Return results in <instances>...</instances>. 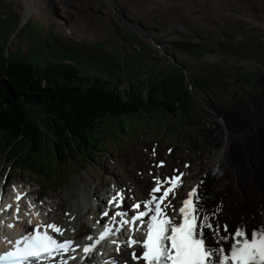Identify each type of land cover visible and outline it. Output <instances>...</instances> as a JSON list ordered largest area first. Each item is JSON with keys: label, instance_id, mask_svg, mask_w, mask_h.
Returning a JSON list of instances; mask_svg holds the SVG:
<instances>
[{"label": "rangeland", "instance_id": "obj_1", "mask_svg": "<svg viewBox=\"0 0 264 264\" xmlns=\"http://www.w3.org/2000/svg\"><path fill=\"white\" fill-rule=\"evenodd\" d=\"M115 1L121 2L124 9L119 10L110 0L64 1V4L73 5L70 7L73 10L69 7L64 9L66 16H71L72 12L75 13L74 18L78 14L83 15L76 19L77 22L82 20L89 24L85 28L87 35L80 37L70 30L65 33L59 23L54 22L53 17L62 21L65 19L57 12V4L52 5L50 0H23L24 4L21 0H0V49L5 48L6 52L35 66L56 61L72 65L83 76L114 77V80L120 76L122 79L118 86L122 97L129 85L144 83L154 69L169 68L173 63L166 54H172L179 64L173 65L185 68L186 89L192 86L190 73L205 78V85L193 92L194 109L183 123L178 115L162 112H156L158 119L155 121L142 112L107 118L95 128L97 150L90 154L92 157L82 159L80 155L72 154L69 165H57L51 172L55 174L53 183L38 180L28 172L14 170V163L9 166L5 163L3 169H6L7 175L4 184L7 181H29L32 193L39 192V196L46 198L52 193L63 199L67 191L71 197L81 192L87 202L95 204L99 202L92 200L91 194L98 198L109 181L114 180L111 174L126 164L128 157L138 155L140 163L151 142H156L153 146L156 157L164 155L166 145L173 147L166 155L169 164L163 169L167 167L168 171L172 165L180 168L181 160L188 161L189 179L197 171L200 159L206 162L203 172L206 177L213 145L218 143L225 128L228 132V128L223 127V113L226 114L227 125L231 126L229 136L233 145L225 152L231 160L228 169L238 158L237 142H247L248 132L243 129L247 125L245 122L253 128L254 122H261L264 129V28L257 22L261 0H249L251 4L246 2L248 0L239 3L183 0L189 5L184 10L172 7V3L178 5L179 0ZM26 13L25 23L17 29L19 20ZM79 23H75L72 30L79 27ZM166 27L169 30L163 32ZM167 36L173 39L164 44L153 41V38L164 40ZM247 77L249 81L243 80ZM124 79L128 80L127 84ZM163 131L166 132L164 135ZM257 134L263 139V133ZM144 147L146 149L143 150ZM245 158L256 168L249 154ZM0 163H3L2 156ZM144 165L146 168L147 163ZM244 165L247 164L243 162L232 178L228 187L232 192L243 193L247 188L243 184L245 177L237 175V172L246 171ZM129 170L132 177L140 178L131 166ZM254 170L249 172L253 174ZM126 180L129 179L118 173L119 183ZM224 182L229 181L225 179ZM96 185L98 189L94 190ZM129 202L130 199L127 204ZM87 207L93 211V208ZM57 212L64 215V210L55 209L54 213ZM229 233L225 235L228 237Z\"/></svg>", "mask_w": 264, "mask_h": 264}, {"label": "trees", "instance_id": "obj_2", "mask_svg": "<svg viewBox=\"0 0 264 264\" xmlns=\"http://www.w3.org/2000/svg\"><path fill=\"white\" fill-rule=\"evenodd\" d=\"M184 70L173 64L154 69L144 83L129 85L122 97L120 76H83L56 61L35 66L0 49V155L16 163L15 170L53 181L51 172L69 165L72 154L92 157L95 128L107 118L142 112L157 120L156 112H162L178 115L183 123L194 109L193 92L206 83L190 73L192 86L186 89Z\"/></svg>", "mask_w": 264, "mask_h": 264}, {"label": "bare ground", "instance_id": "obj_3", "mask_svg": "<svg viewBox=\"0 0 264 264\" xmlns=\"http://www.w3.org/2000/svg\"><path fill=\"white\" fill-rule=\"evenodd\" d=\"M42 1L47 2V0H42ZM64 1L66 0H53V3L54 5L57 4L56 5L57 12H59L60 15L63 14V18L65 20L62 21L60 19H57L56 17H53V20L54 22L56 21L57 23L63 22L64 24H67L70 27L74 28L75 23H79V21L77 22V20L82 18L83 15L78 14L74 18L75 13L72 12L71 16L69 17L66 16L63 12L64 9H68V7L69 9H71L70 7L73 5L64 4ZM113 1L115 3L114 5L116 8H118L119 10L124 9V5L121 2L110 0V3ZM213 1L222 3L220 0H213ZM235 1L239 3L242 2L243 0H238V1L226 0V2H235ZM262 1L263 0H261V2H259L258 5L261 13L257 12V18H258L257 22L259 25H261L264 28V3ZM246 2L248 4L252 3L249 2V0ZM172 7H177L178 9L184 10L187 7H189V5L185 4L183 0H179V4L177 5L175 3L174 4L172 3ZM80 23L82 24L78 25L79 27H76V29L78 30L74 29L73 32L76 36L81 37L87 35V33H85L86 24L82 20H80ZM167 30L169 29L166 27L164 28L163 32ZM171 38H172L171 36H167L165 39L170 41ZM153 41L159 44L160 43L164 44L163 40H156L155 38H153ZM217 111H221V110L217 109ZM222 117H223V127L224 128L227 127L228 132L226 128L223 130V134H221V138L217 140L218 143L213 145L214 151L209 157L210 161H208L210 165L216 163L217 172L212 176H206V177L203 176L206 162L203 159H200L198 161L199 164L197 163L196 165L197 171L193 173L191 178L188 179L187 181L189 187L192 184H197L200 187L199 196L202 198V201L198 205L200 210V215L201 216L207 215L210 221L213 223L214 227L217 222H219V224L222 226L218 235H215L209 229H205L208 244H210L212 247H215L217 243L220 246H223L225 244L227 238L221 239V237H227V235H225L226 232L223 229L224 225H227L228 232H231L233 227L236 225L252 227L257 223L262 227H264V137L263 139H261L257 135H254L253 127H252L253 125L251 126L250 124H248V122H246L250 127V129L247 130L248 132L247 142L245 144L241 141L237 142V144H239L237 148L238 158L237 160L232 161L233 166L232 168L228 169L231 160H229L228 157L225 156V152L229 149L230 146L231 147L233 146L232 140L229 136L230 135L229 128L231 129V126H228L226 123L225 113L222 114ZM238 121L241 122V120ZM233 122L235 124L239 123L237 121H233ZM255 127L256 126L254 125V128ZM244 134L245 133H243V136ZM261 145H263L261 147L262 150L261 153L255 152V150H253V147L258 149ZM246 154H249L251 158H253L255 154V165H256V169L254 170L255 175H252L250 178L246 176L245 178L246 180L243 182V184L247 185V188L245 187L246 188L245 192L235 193L230 191L228 187H230L233 181L232 178H234V176L236 175L237 169L241 166L243 162H245ZM146 157L147 156L145 154L142 155V160L140 163H139L140 158L138 155L132 158L128 157L126 159L127 163L119 167L116 173L111 174L112 176H114V181L110 180L109 182L118 183V173H120L124 177H127V179H129L127 186L130 187L128 191L123 192L120 195L119 207L116 206L114 207V209H120L121 212L123 211L131 212L127 204V200L129 198L140 200L141 208L139 210L146 209L143 206L144 201L150 199V196L148 195V189H147L148 187H146L148 178L144 169L145 166L144 161L147 160ZM167 160H168L167 157H162V161H167ZM129 166L132 167V171L137 170L140 173V178L139 177L134 178L129 174L131 172L129 170ZM244 166L249 169L248 164ZM225 179H227L229 182L228 183L224 182ZM212 186L215 188V191L213 190ZM93 189L97 190L98 185L94 186ZM115 190H113L110 193L107 188H104L102 189V192H108L109 195L114 196ZM22 191L23 190H18V192H22ZM38 194L39 192H36L34 198H32V196L29 195L28 198L23 201L25 205L27 202H30V205L29 207L26 206L25 209H22L20 212H18V216L13 218V220H19L20 223L13 225L6 235L5 234L0 235V237H3L2 243H7L8 241L17 239L21 233H24L31 229L30 228L31 223H39L41 222V219H43L44 221H53L54 224H58L61 228V232H60L61 237L63 236L72 237L73 243L71 246H78L81 245L82 243H85L84 238L92 233V229L89 224V219L93 223H96L99 227H101L104 224L103 220L108 221L107 226L111 222L114 223L113 228H115L116 226L115 225L116 222L113 219L115 215L110 209H106L107 210L106 213L108 214L105 215L104 217L99 216L98 212H100L101 210L100 211L97 210L96 208L97 204L94 206L93 204L87 202V200L85 199V195L81 192L77 193L76 196L71 197L67 191V196L63 199H61L57 194L52 193L47 196V198L51 199L49 202L42 201L40 204H38L39 203ZM14 196H15V191L11 194L10 198L13 200ZM91 197L95 199L93 193L91 194ZM87 205L90 208H93V211H90ZM55 209H59L60 211L64 210L67 214L62 215L59 212H57L52 215L51 217L52 219H47V212H51ZM86 214L87 216L85 217ZM112 235H114L116 241L119 243L120 247L118 249V252L116 254L111 253L109 250L110 247L106 244V241H103L99 247L95 248L94 251L87 253V260L92 261L94 264H109V261H113L115 258H119L121 261L125 257H129L128 252L129 250H133V249L126 248L127 242L120 236L119 229L117 231H114ZM97 249L101 251L99 256L96 253ZM73 252H77V250H73ZM64 256L65 255L61 257L59 262L52 260L53 261L52 264H70L69 258H66V261H64ZM129 259L133 260L134 258L129 257ZM76 262L78 263L79 260L77 259Z\"/></svg>", "mask_w": 264, "mask_h": 264}, {"label": "snow or ice", "instance_id": "obj_4", "mask_svg": "<svg viewBox=\"0 0 264 264\" xmlns=\"http://www.w3.org/2000/svg\"><path fill=\"white\" fill-rule=\"evenodd\" d=\"M179 175L164 180L158 177L155 178L156 183L151 189L150 199L143 204L147 211H138L131 217V220L124 219L121 221L123 224L133 221L144 223V217L151 213L150 219L146 222V231L142 240L138 241L132 238L128 240L130 245L142 243L143 246L141 256H136L133 253L134 259H142L146 264H264V232L252 234L250 239L237 240L231 246L230 256L223 255L222 259L220 256L225 251L224 249L206 247L205 240L202 238V230L209 229L215 235H218L222 226L217 222L214 227L207 215H200V210L196 204L199 199L196 188H193L188 193V197L182 202L179 209L182 220L179 223L174 222L166 214L165 209L171 207V205L163 202L179 186ZM165 185H168V187H165ZM158 192L162 194L155 195ZM17 199H19V196ZM109 203L119 207L120 194L114 195ZM132 207L140 209L141 204L137 203ZM107 214L105 213V215ZM123 215L124 213L121 212L116 213V216ZM198 217H200L199 223L197 222ZM113 219H115V216ZM40 227V225H37V229ZM43 227L61 232V229L55 224H47ZM223 229L227 232V225H224ZM235 236L244 237L245 232L237 229ZM226 238L221 237V239ZM24 240L23 248L18 247L15 251L0 255V264H5V262L20 264L21 261H27L29 258L39 260L45 255L52 256L65 251L73 243L67 240L58 242L47 232L42 233L38 230L34 235L25 237ZM89 250L87 246L84 248L85 252ZM213 256L217 257L215 262L212 260Z\"/></svg>", "mask_w": 264, "mask_h": 264}, {"label": "water", "instance_id": "obj_5", "mask_svg": "<svg viewBox=\"0 0 264 264\" xmlns=\"http://www.w3.org/2000/svg\"><path fill=\"white\" fill-rule=\"evenodd\" d=\"M21 1H22V3H23V0H21ZM50 3L53 5L52 0H50ZM23 4H24V3H23ZM27 16H28V13H26L25 17H24L22 20H19V23H18V25H17V27H16L17 29L20 28V27L25 23ZM163 41L166 43L168 40L164 39ZM166 55H168V57L170 58V60H171V62H172L173 64H175V65H179L178 62L176 61V59H175L174 56H172V55H170V54H166Z\"/></svg>", "mask_w": 264, "mask_h": 264}, {"label": "built area", "instance_id": "obj_6", "mask_svg": "<svg viewBox=\"0 0 264 264\" xmlns=\"http://www.w3.org/2000/svg\"><path fill=\"white\" fill-rule=\"evenodd\" d=\"M62 24H63V22L59 23L60 28H61L65 33L68 34V33H69V30L73 32V30H72V28H71L70 26L65 25V26L63 27V26H61Z\"/></svg>", "mask_w": 264, "mask_h": 264}, {"label": "flooded vegetation", "instance_id": "obj_7", "mask_svg": "<svg viewBox=\"0 0 264 264\" xmlns=\"http://www.w3.org/2000/svg\"><path fill=\"white\" fill-rule=\"evenodd\" d=\"M82 23H79V25H81ZM87 26H89V24L86 22ZM145 35L149 34V33H144ZM151 35V34H150Z\"/></svg>", "mask_w": 264, "mask_h": 264}]
</instances>
